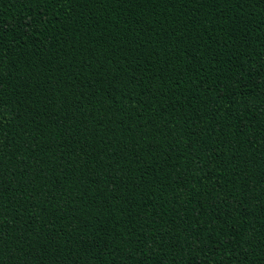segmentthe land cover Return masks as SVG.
Here are the masks:
<instances>
[{"label": "trees", "instance_id": "1", "mask_svg": "<svg viewBox=\"0 0 264 264\" xmlns=\"http://www.w3.org/2000/svg\"><path fill=\"white\" fill-rule=\"evenodd\" d=\"M0 264H264V0H0Z\"/></svg>", "mask_w": 264, "mask_h": 264}]
</instances>
